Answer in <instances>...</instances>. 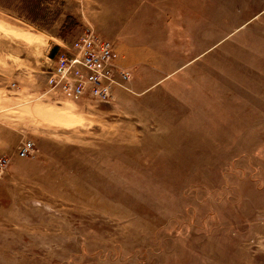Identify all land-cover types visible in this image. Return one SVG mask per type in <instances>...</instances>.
I'll return each mask as SVG.
<instances>
[{
  "label": "rangeland",
  "instance_id": "374dc122",
  "mask_svg": "<svg viewBox=\"0 0 264 264\" xmlns=\"http://www.w3.org/2000/svg\"><path fill=\"white\" fill-rule=\"evenodd\" d=\"M90 31L126 88L46 91ZM0 85V264H264V0H0Z\"/></svg>",
  "mask_w": 264,
  "mask_h": 264
},
{
  "label": "built area",
  "instance_id": "2783aa9c",
  "mask_svg": "<svg viewBox=\"0 0 264 264\" xmlns=\"http://www.w3.org/2000/svg\"><path fill=\"white\" fill-rule=\"evenodd\" d=\"M49 60L46 91L70 98L90 94L89 97L107 101L113 90L126 88L130 79L129 72L114 62L112 44L92 31L75 37L57 58ZM32 144L31 140L24 141L18 154L26 155ZM5 160L0 158V172Z\"/></svg>",
  "mask_w": 264,
  "mask_h": 264
},
{
  "label": "crops",
  "instance_id": "0c3cea01",
  "mask_svg": "<svg viewBox=\"0 0 264 264\" xmlns=\"http://www.w3.org/2000/svg\"><path fill=\"white\" fill-rule=\"evenodd\" d=\"M131 12H135L136 8H130ZM129 27V26H128ZM144 57H142L141 54L137 53L136 55L127 58L124 62H133L131 65L132 66L134 63H140L143 60ZM122 63V61H121ZM123 65H125L124 63H122ZM128 67V65H125ZM2 86L0 85V99L2 98ZM10 98V96H8ZM4 102H0V104H3ZM1 109H3V106L0 107ZM12 121V120H10ZM12 123H7L3 120H0V155H4V154H8L9 149L12 147L11 144H9L7 142V140L5 139V133L9 132V133H13V128L8 126L11 125Z\"/></svg>",
  "mask_w": 264,
  "mask_h": 264
},
{
  "label": "trees",
  "instance_id": "16d2710c",
  "mask_svg": "<svg viewBox=\"0 0 264 264\" xmlns=\"http://www.w3.org/2000/svg\"><path fill=\"white\" fill-rule=\"evenodd\" d=\"M57 52V47L53 46L50 53L51 55L55 54Z\"/></svg>",
  "mask_w": 264,
  "mask_h": 264
}]
</instances>
